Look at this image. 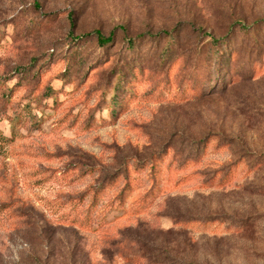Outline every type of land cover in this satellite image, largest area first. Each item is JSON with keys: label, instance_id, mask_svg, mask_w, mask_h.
Wrapping results in <instances>:
<instances>
[{"label": "rangeland", "instance_id": "1", "mask_svg": "<svg viewBox=\"0 0 264 264\" xmlns=\"http://www.w3.org/2000/svg\"><path fill=\"white\" fill-rule=\"evenodd\" d=\"M0 264H264V0H0Z\"/></svg>", "mask_w": 264, "mask_h": 264}, {"label": "trees", "instance_id": "2", "mask_svg": "<svg viewBox=\"0 0 264 264\" xmlns=\"http://www.w3.org/2000/svg\"><path fill=\"white\" fill-rule=\"evenodd\" d=\"M238 25L241 28H247L246 25L242 24L241 22H239ZM70 35H71L69 37L70 41H74L77 39V37L72 36V34H70ZM79 37H82V39L94 42L95 46L98 49L105 48L112 41V33L111 32L104 34L99 29H92L88 33L82 34ZM210 42H211L210 44L214 45L217 43V39L212 38V39H210ZM126 43H127L126 44L127 47H129V48L133 47V44H134L133 39H131V38L126 39ZM128 188H129V185L126 187V189H128ZM97 196H98V193L93 192L91 201L95 202L96 201L95 197H97Z\"/></svg>", "mask_w": 264, "mask_h": 264}]
</instances>
